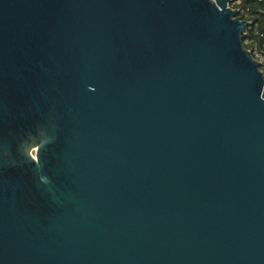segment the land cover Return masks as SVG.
<instances>
[{
	"label": "water",
	"instance_id": "1",
	"mask_svg": "<svg viewBox=\"0 0 264 264\" xmlns=\"http://www.w3.org/2000/svg\"><path fill=\"white\" fill-rule=\"evenodd\" d=\"M231 2L0 0V264H264V72Z\"/></svg>",
	"mask_w": 264,
	"mask_h": 264
},
{
	"label": "trees",
	"instance_id": "2",
	"mask_svg": "<svg viewBox=\"0 0 264 264\" xmlns=\"http://www.w3.org/2000/svg\"><path fill=\"white\" fill-rule=\"evenodd\" d=\"M239 8L240 16L251 21L248 32L243 35L248 49L264 51V3L260 0H232ZM249 42H246L248 41Z\"/></svg>",
	"mask_w": 264,
	"mask_h": 264
},
{
	"label": "built area",
	"instance_id": "3",
	"mask_svg": "<svg viewBox=\"0 0 264 264\" xmlns=\"http://www.w3.org/2000/svg\"><path fill=\"white\" fill-rule=\"evenodd\" d=\"M232 3H233V2H232ZM230 7L237 8V7L235 6V3H233V5H231V3H230ZM246 42H249V40L246 41ZM250 50L252 51L253 56H254L257 60L260 61L261 69H262L263 72H264V51H259L257 48L250 49Z\"/></svg>",
	"mask_w": 264,
	"mask_h": 264
},
{
	"label": "rangeland",
	"instance_id": "4",
	"mask_svg": "<svg viewBox=\"0 0 264 264\" xmlns=\"http://www.w3.org/2000/svg\"><path fill=\"white\" fill-rule=\"evenodd\" d=\"M231 5H233V3L231 2Z\"/></svg>",
	"mask_w": 264,
	"mask_h": 264
}]
</instances>
